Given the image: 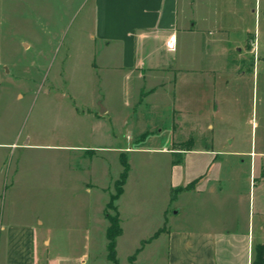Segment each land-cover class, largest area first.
Wrapping results in <instances>:
<instances>
[{"label":"rangeland","instance_id":"rangeland-1","mask_svg":"<svg viewBox=\"0 0 264 264\" xmlns=\"http://www.w3.org/2000/svg\"><path fill=\"white\" fill-rule=\"evenodd\" d=\"M89 7L87 0H0V201L9 220L36 228L38 264H112L105 213L117 216L116 201L106 205L116 195L123 162L135 178L123 202L117 260L133 263L128 257L144 246L140 238L151 219H163L169 198V155L144 150L178 146L172 139L183 130L178 122L196 140L234 137V149L245 152L264 147V0L239 7L240 22L232 17V26L246 25L256 52L242 55V71L216 105L219 115L210 112L213 90L183 87L175 96L188 103L183 123L177 112L164 110L172 96L156 111L125 107L128 82L95 66ZM100 106L108 110L102 120L86 115ZM198 126L204 133L196 137ZM171 207L167 215L182 224L184 211L172 216L178 207ZM150 251L140 264H164L163 253Z\"/></svg>","mask_w":264,"mask_h":264},{"label":"crops","instance_id":"crops-1","mask_svg":"<svg viewBox=\"0 0 264 264\" xmlns=\"http://www.w3.org/2000/svg\"><path fill=\"white\" fill-rule=\"evenodd\" d=\"M87 1L91 39L99 57L95 66L120 74L128 82L131 98L124 105L135 113L144 108L156 111L166 97L172 96L164 110L177 112V121L183 123L187 121L188 103L175 96L183 87L206 85L213 90L210 112L218 116L216 105L232 78L242 71V55L256 52L243 21L239 26L231 24L233 16L236 21L242 20L239 7L244 10L248 0ZM171 39L173 45L169 47ZM257 47L259 55V44ZM107 113V108L100 106L96 112L88 109L86 115L99 121ZM178 124L177 128L183 130L172 134L178 146L142 150L169 155L164 164L167 208L171 204V208L178 207L172 216L184 211V222L176 224L163 208L159 213L163 219H151L146 236L140 238L144 246L128 258H133L132 264H140L154 249L155 255L163 253L164 264H259V254L264 264V147H251L245 152L234 149L238 144L234 137L196 140L193 131L186 136V126ZM157 127L155 124L152 128ZM199 129L196 137L204 133ZM205 129L212 132L213 125L208 122ZM128 166L122 193L116 200L122 230L116 254L125 235L123 202L135 178ZM144 183L136 182L137 190ZM43 243L47 245L48 241L44 239ZM37 247L36 228L9 220L0 201V264H38Z\"/></svg>","mask_w":264,"mask_h":264},{"label":"trees","instance_id":"trees-1","mask_svg":"<svg viewBox=\"0 0 264 264\" xmlns=\"http://www.w3.org/2000/svg\"><path fill=\"white\" fill-rule=\"evenodd\" d=\"M122 165L124 167V170L121 173L119 181H117V183H116V185H117L116 195H114L113 197H110V200L106 205L107 210L112 208L113 202H115L122 193V188H123V185L125 183V180L127 178V174L129 171V166H128L127 162H123ZM171 200H174V194L171 195ZM104 213H105V211H104ZM105 218L109 224L107 229H106L107 258L112 262V264H118L117 254H116V243H117V239L122 234V230H121L120 224H119V218H118V215L116 217L112 218L106 213H105ZM261 259H262V255L259 254V257H258L259 264H261ZM131 261H133L132 258H131Z\"/></svg>","mask_w":264,"mask_h":264},{"label":"built area","instance_id":"built-area-1","mask_svg":"<svg viewBox=\"0 0 264 264\" xmlns=\"http://www.w3.org/2000/svg\"><path fill=\"white\" fill-rule=\"evenodd\" d=\"M172 45H173V39H171V40L169 41V47H172Z\"/></svg>","mask_w":264,"mask_h":264}]
</instances>
